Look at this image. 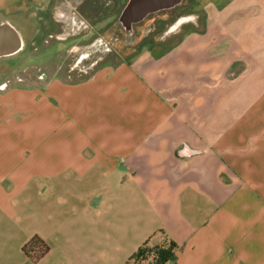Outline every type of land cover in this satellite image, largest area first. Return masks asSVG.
Listing matches in <instances>:
<instances>
[{
    "label": "crops",
    "instance_id": "obj_1",
    "mask_svg": "<svg viewBox=\"0 0 264 264\" xmlns=\"http://www.w3.org/2000/svg\"><path fill=\"white\" fill-rule=\"evenodd\" d=\"M82 3L0 0V23L72 49ZM199 4L83 79L2 83L0 264H129L141 246L264 264V0Z\"/></svg>",
    "mask_w": 264,
    "mask_h": 264
},
{
    "label": "rangeland",
    "instance_id": "obj_2",
    "mask_svg": "<svg viewBox=\"0 0 264 264\" xmlns=\"http://www.w3.org/2000/svg\"><path fill=\"white\" fill-rule=\"evenodd\" d=\"M92 1L83 0V3L78 7L79 12L90 20L92 29L76 40L74 48L70 49L68 45L63 46L61 43H55L57 42L54 37L55 32L46 39L27 40L24 38L19 51L0 58V86L3 84L33 85L44 82L52 76H59L69 82L83 79L103 62L114 64L120 60L129 59L142 48L150 46L156 38L152 33H161L165 27L164 21H168L169 26H167L170 27L180 16L182 18L189 15L200 16V0H181L182 2L175 5L177 7L172 12L168 13L167 11V14L162 15V11H166L168 8L149 13L139 22L126 27L119 20V15L127 0H114L113 3L108 4L106 0H98L97 7H91ZM153 21H158L157 28L154 32H149L148 28L151 30ZM13 22L21 28L18 21L14 20ZM30 23V20H27L24 27H29ZM184 28H181L180 31H183ZM23 35L26 36V33ZM97 36L103 37L107 43H112V49L103 52L90 46ZM111 36L113 39L108 40V37ZM107 47L109 46L107 45ZM163 249L161 248L159 253ZM129 264L132 262L130 261Z\"/></svg>",
    "mask_w": 264,
    "mask_h": 264
},
{
    "label": "water",
    "instance_id": "obj_3",
    "mask_svg": "<svg viewBox=\"0 0 264 264\" xmlns=\"http://www.w3.org/2000/svg\"><path fill=\"white\" fill-rule=\"evenodd\" d=\"M181 0H127L120 11L119 20L126 27L139 22L149 13L172 8ZM22 47L18 31L9 23H0V58L10 56Z\"/></svg>",
    "mask_w": 264,
    "mask_h": 264
},
{
    "label": "trees",
    "instance_id": "obj_4",
    "mask_svg": "<svg viewBox=\"0 0 264 264\" xmlns=\"http://www.w3.org/2000/svg\"><path fill=\"white\" fill-rule=\"evenodd\" d=\"M123 7V6H122ZM170 247H172V244H169ZM143 246L137 249V252H139L142 249ZM23 250L26 254L29 252H35V258L41 256L48 250V245L44 243L43 240H41L38 236H33L24 246ZM171 257V253L169 250L167 251H161L160 253V263L167 260V258Z\"/></svg>",
    "mask_w": 264,
    "mask_h": 264
},
{
    "label": "built area",
    "instance_id": "obj_5",
    "mask_svg": "<svg viewBox=\"0 0 264 264\" xmlns=\"http://www.w3.org/2000/svg\"><path fill=\"white\" fill-rule=\"evenodd\" d=\"M143 246L142 249L134 253L129 259L132 262V264H160V249L163 248V246L150 247ZM129 261V262H130Z\"/></svg>",
    "mask_w": 264,
    "mask_h": 264
},
{
    "label": "flooded vegetation",
    "instance_id": "obj_6",
    "mask_svg": "<svg viewBox=\"0 0 264 264\" xmlns=\"http://www.w3.org/2000/svg\"><path fill=\"white\" fill-rule=\"evenodd\" d=\"M114 0H108V3H111V2H113ZM182 1H184V0H182ZM181 1V2H182ZM107 3V4H108ZM177 6H175V7H172V8H169L168 10H166V11H162L163 13H162V15H164V14H167V11H168V13L169 12H172V10H174V8H176ZM81 14V13H80ZM82 15V14H81ZM83 16V15H82ZM179 18H181V16L179 17ZM178 18V19H179ZM164 21V20H163ZM156 22V23H155ZM153 21V26H152V28H151V30H150V28H148V31L150 32H154V30H156V25L158 24V21ZM162 22V21H161ZM169 23H168V21H164V24L163 25H165V27L163 28V31H168L169 30V28L170 27H168L169 25H168ZM168 25V26H167ZM167 28V29H166ZM153 29V30H152ZM166 29V30H165ZM148 31H146V32H148ZM148 32V33H149ZM145 36V35H144ZM142 38H143V36H142ZM113 39V37L111 36V37H108V40H112ZM109 46V47H107V45ZM90 46H93V47H95L96 49H99L100 51H103V52H106V51H108V50H111L112 49V43H107L106 41H105V39L103 38V37H101V36H97V37H95L94 38V40L92 41V43H90ZM108 48V49H107Z\"/></svg>",
    "mask_w": 264,
    "mask_h": 264
}]
</instances>
